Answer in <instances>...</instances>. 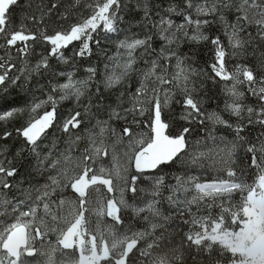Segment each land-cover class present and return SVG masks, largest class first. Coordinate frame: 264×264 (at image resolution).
<instances>
[{"label": "snow or ice", "instance_id": "6c2138e0", "mask_svg": "<svg viewBox=\"0 0 264 264\" xmlns=\"http://www.w3.org/2000/svg\"><path fill=\"white\" fill-rule=\"evenodd\" d=\"M74 3L78 4L79 0H74ZM185 3L188 9L195 8L197 16H219L220 22L224 25V33L228 37V44L233 49L230 55L247 54L246 46H250L254 41L264 44V0H204V3L199 5L194 4L193 0H185ZM13 6H20V0H0V49L4 50V55H0V93L5 94L9 87L25 88L34 74L39 75L49 70L50 57L66 61L62 49L67 48L73 41H81V47L76 55L90 54L89 42L94 40L92 34L96 33L101 25V30L105 33L118 30L116 22L121 18L118 14L123 8V0H95V3L88 4L92 9L89 17L83 18L67 29L56 30L53 34L46 33L45 17L53 14L57 9V3H52L51 7L38 6L39 18L35 14L29 15L26 11L18 26L12 20L10 9ZM22 7L31 9V0H27ZM144 7L147 16V6ZM226 12L234 13L232 22L225 18ZM60 15L62 18H67V13ZM25 20H31L38 25L36 32L27 27ZM159 23L167 24L168 28L173 26L171 20H165L163 17ZM202 23L207 24L209 21L194 19L191 14L185 13L184 24L177 26V31L190 40H208L209 37L200 31ZM187 25H195L192 36H189L185 30ZM253 26L255 35L249 32L246 37L241 36L248 27ZM161 31L167 29L161 28ZM162 38L169 44L176 39L175 34L171 38L167 36ZM38 40L47 42L51 48L47 56H42L34 66H29L28 57L32 54L33 45L28 42ZM152 43L151 35H145L142 39L121 41L119 48L124 49L126 59L123 62L115 61L111 74L105 77V88L115 87L135 71L137 49L147 52L152 48ZM211 44L215 53L214 63L211 64L214 78L232 82L230 86L226 84L224 88L225 93L233 98L231 102L225 103V111L241 119L246 111L247 124H233L216 112L202 111L201 103L194 99L192 90L188 87L194 70L185 67L183 59L177 56L175 51L165 52L163 49L160 59L170 62L175 56L177 70L169 75L167 63H160V59L152 61L149 69L143 73V82L132 97L131 107L123 111L119 107L110 109L106 120H96L93 126L96 131L83 130L86 136L76 134L73 130L81 129V125L85 123L84 117L92 115L89 86L96 75L95 69L87 70L91 74L87 80H74L73 75L68 74L66 82L52 87V92L59 91L58 99L49 94L46 100L34 102L29 107L30 118L27 124L15 130L17 135L23 138V147L15 153L13 159L7 160V167L4 163L6 157L0 159V196H5L0 200V210L7 212L10 207L12 212L19 213L14 222L0 229V264H39V261L29 259L37 256H46L45 264H56L55 253L62 250L79 252V257L73 261V264H102V262L133 264L132 257L135 256V252H139L140 256H147L150 254L148 250L158 246V241L163 239L164 232L157 236L156 230L166 231V226L172 219L157 207L160 204L157 197L162 196V189L166 185L164 176L158 174L156 170L174 161H184L185 158H190L193 163L210 159L213 164L225 166L228 176L234 177L236 172L231 168V164L237 149L241 147L252 154L251 166L259 170V175L253 183L235 180L195 183L194 187L198 194L191 200L180 201L176 193L184 188L185 182L177 176L176 184L167 186L171 194L166 199L176 208L178 216L183 217L185 212L191 216L190 220L184 221L185 223L198 226L199 230H190L186 234V240L189 249L195 246L198 253H207L203 264H264V140H260L259 143L248 142L242 135L247 125L264 126V52H261L257 58L259 75L253 68L240 64L230 72L226 68V49L220 37L212 38ZM13 49L20 58L19 67L13 62ZM237 49L239 51H236ZM148 81L154 86L150 87L146 83ZM165 84L182 86L183 99L176 101L183 107L180 116L182 120L187 121L189 125L193 123L204 125L206 120L213 124L211 129L203 128L202 139L196 140L194 144L188 139L193 131L191 127H184L176 136L167 134L170 125L162 119V114L173 103L174 93L171 89L165 90L161 87ZM240 84H246L251 95L258 98L259 110L238 103L244 96V93L237 88ZM99 91L98 88L97 92ZM86 95L89 96V103L81 105L84 108L83 113L75 111L60 125V130L67 134L66 149L55 156L51 150L43 155L39 151L38 141L57 122V103L74 97L79 104L81 98ZM45 105H51L50 110L44 111L42 115H32ZM22 111V109H9L0 112V121L6 122ZM145 112L151 113L149 122L145 124L149 133H136L127 126L128 116L131 115L132 124L138 125L140 121L136 117L143 116ZM120 120L125 121L126 125L122 129L111 123ZM217 124L232 129L235 138L229 141L225 137L217 136L214 127ZM11 135V132L6 131L0 136V140H6ZM261 135L264 136V133ZM82 139L87 140V145L80 151V155L76 156L73 152ZM109 140L110 143L106 142ZM117 144L125 145L122 158L115 151ZM201 145L208 148V151L195 150L196 146ZM7 151L6 146L0 145V157H4ZM25 152L35 158V164L31 167L37 173L49 169L55 170L56 173L49 175L42 188L35 189L38 195L31 203L27 200L6 197L7 191L19 189L21 186L22 181L16 177L20 174V166L27 159ZM103 157L111 158L112 168H107L102 163L97 165ZM130 169L141 175L154 173L151 177L153 199L148 201L145 207L130 204L124 197L125 191L135 196L136 181L141 178V175L135 174L129 177ZM144 178L149 177L144 176ZM96 185H103L108 193L119 191L118 199L98 197L101 201L100 207L95 210L98 217L106 216L114 222L107 228L108 236L111 238L110 243L100 231L99 223L93 229L85 215L89 211L86 205L91 203L89 189L92 188L96 193L100 192L99 188L93 187ZM66 190H70L74 197L63 196ZM236 191L240 193L238 202L232 200V194ZM53 196H56V199H53ZM206 197L209 198L207 201ZM22 205H27L25 210H21ZM192 205H196L197 213L203 206L209 210V214L199 216L192 213ZM213 206L220 208V213L215 218L210 212ZM127 209L132 210L134 217L147 212L149 215L144 219L149 222V229L146 231L129 229L131 234L119 233L115 225L124 224L121 211ZM53 236L54 241L51 239ZM146 237H152V242L147 243V248L142 250L138 248V244ZM38 241L39 246H37ZM193 259L196 264H201L195 257ZM154 264H171V262L167 257H161Z\"/></svg>", "mask_w": 264, "mask_h": 264}, {"label": "trees", "instance_id": "16d2710c", "mask_svg": "<svg viewBox=\"0 0 264 264\" xmlns=\"http://www.w3.org/2000/svg\"><path fill=\"white\" fill-rule=\"evenodd\" d=\"M57 3V9L54 10L53 14L45 17L46 23V33L53 34L56 30H63L69 28L72 24L80 22L83 18H87L92 14V9L88 7V4L95 3V0H79V3H74V0H31V9H24L22 6L27 3V0H20V6H13L10 11L12 13V20L18 26L21 22V18L24 16L25 12L29 15L35 14L39 18V7H51L52 3ZM196 5L203 4L204 0H193ZM140 5L139 7L137 5ZM175 11H172V9ZM147 6V16L145 15V7ZM61 13H67V18H62ZM189 13L194 19H199L201 21L207 19L209 23L201 24L200 31L209 37L208 40H190L184 37L179 31H177V26L184 24V14ZM120 19L116 22L117 31L107 35V39H102V25L101 28L97 29L96 33H93V41L89 42L91 49L90 54H85L84 56L76 55L81 47V41H73L67 48L62 49L64 56L67 61L61 62V60L56 57L49 58L50 69L45 70L42 74L33 75L31 80L28 82L25 88H15L9 87L7 94L0 93V112L7 111L9 109H22V113L18 114L16 117L4 122L0 121V136L4 132H11L12 135L6 140H0V145L6 146L8 151L5 152L4 159L5 166L7 167V160L14 158L15 153L19 151L23 145V138L18 136L16 129L25 126L30 118L28 109L33 104L32 101L38 98H45V95H53L57 99V92H52L53 85L59 84L58 82H66V77L70 72H73V77L76 80H87L91 75L87 70L93 68L96 70V75L92 78L89 86V93H91V116L84 117L85 123L81 125V129L73 130L76 134L81 136H86V132L83 130L94 129V125L97 119L106 120L108 118V113L110 109H115L119 107L121 111L125 108L131 107L132 97L136 90L140 87L141 82H143V73L146 72L151 66L152 61L160 59V53L163 49L165 52L175 51L176 55L181 57L184 61V66L194 70L190 76V81L188 87L191 91L194 99L199 101L202 105V111L206 113L216 112L223 119L228 120L230 123H243L247 124V113L246 111L242 114V119L232 115L230 112L225 111V103L231 102L232 97L227 95L224 91L225 85H231V81H221L218 77L214 78V73L212 72L211 64L214 63L215 53L214 46L211 44V39L217 36L220 37L222 44L226 49L225 63L228 71H234L238 64L245 65L253 68L257 74H260L258 68V57L261 52H264V44L254 41L250 46L247 47V54L243 56H232L233 49L228 44V37L224 33V25L220 22L219 16L209 15L207 17L197 16L195 8L188 9L185 0H123V8L119 12ZM225 18L232 22L234 19V13L226 12L224 13ZM165 20L172 21V27L168 28L167 24L160 25L161 18ZM24 23L27 27L36 32L38 25L31 20H25ZM161 28L168 29V33L161 31ZM195 25H187L185 30L188 32L189 36L194 34ZM252 33L255 35V27H248L246 32L241 33V36L246 37L247 33ZM175 34L176 39L173 43L169 44L162 37H173ZM145 35H151L153 37L152 48L147 52L143 49H137L135 55L137 57L136 64L134 65L135 71L130 73L125 77L121 83L117 84L113 88H105L104 81L106 75H109L113 68L115 67V61L119 60L123 62L126 59V53L124 49L119 48V44L125 38L136 39L144 38ZM99 36V37H98ZM94 41H99L98 43ZM29 44L33 45L32 54L28 57L29 66H34L42 56H47L51 45L44 41H29ZM255 49V54L253 50ZM236 51H239L237 49ZM143 53V55H142ZM0 55H4V50L0 49ZM13 62L19 67L20 58L15 50H12ZM160 63L168 64V73H174L177 69L175 67L176 57L173 56L170 62H166L160 59ZM63 71V73H62ZM150 87L152 85L151 81L146 82ZM163 89H171L174 93L173 103L170 108L165 109L162 114V119L169 123L170 127L167 130V134L176 136L178 135L184 127H191L193 129L191 136L188 137L190 143H193L202 139L203 128L207 127L211 129L213 124L211 121H205L204 125L193 123L188 124L187 121L180 118L183 107L181 103L176 101H182L184 92L182 86H174L173 84H165L161 86ZM99 88V92L97 89ZM238 90L244 93L243 98H241L238 103L248 107H253L259 110L260 102L257 97L251 95L248 91L246 84H240L237 86ZM22 96V98H21ZM26 96V97H25ZM74 97H69L63 101L57 103L56 106V123L53 127L49 128L43 135L40 141L39 151L46 155L50 150L53 155H58L60 152L64 151L67 147V134L60 130V125H62V118H67L70 114L75 111H80L83 113L84 108L81 105H86L89 103V96L82 97L79 104L76 101L74 103ZM51 105H45L44 110H42L41 115L44 111L50 110ZM146 117L137 116L136 118L140 123L132 124L131 115L128 116V125L136 133H149V129L145 127V124L149 122L151 113L145 112ZM118 129H122L125 125V121H112L111 122ZM215 134L217 136L225 137L227 140L231 141L235 138V132L232 129L226 128L223 125H215ZM264 126L259 124L247 125L244 128L242 135L247 138L248 142L259 143L260 140H264ZM259 138V139H258ZM128 138L126 137L125 140ZM110 143L111 141H106ZM209 146L211 142L209 141ZM87 145V140L82 139L78 142L76 149L73 154L76 156L80 155V151ZM55 146V147H54ZM125 145L117 144L115 151L123 157V150ZM196 151H208V148L201 146L195 147ZM183 155V153L181 154ZM27 157L25 163L20 166V174L16 179L22 181L19 189H12L6 192V197L8 199H20L27 200L31 203L35 200L38 192L36 188H42V186L47 182L49 175H55V170H45L43 172L37 173L32 165L35 164V158L29 156L25 152ZM252 154L247 153L244 147L238 148L235 156L233 158V163L231 168L236 172V176L229 177L225 166L221 164H213L210 159H204L200 163H193L190 158H185L184 161H174L171 164L162 165L160 169H157V173L164 176L165 185L162 189V196L157 197L160 200V204L157 207L160 208L161 212L166 216H171V221L167 224V230L162 229L156 230V235L159 236L161 232H164L163 239L158 241V246H154L153 249L148 250L149 255L140 256L139 252H135V256L132 257L133 264H151L148 263L151 259L152 264L161 257H167L171 264H196L194 257L203 264V261L207 258V253H198L195 246L191 249L188 247V242L186 240V234L190 230H199L198 226L191 223H185V220H190L191 216L185 212L183 217L178 216L176 208L171 206L167 197L171 194L167 186H173L176 184V177L179 176L183 179L184 188L187 189V193H182V190L176 193V197L180 201L191 200L195 195L192 194L193 187L195 183H208V182H218L221 180L225 181H243L245 183H253L257 176L259 175V170L251 166ZM218 159V158H217ZM102 163L107 168L113 167V162L110 157H103L102 160L98 161ZM16 166V165H13ZM141 175L134 172V169L129 170V177L131 175ZM154 173H146L141 175V178L136 181L137 192L135 196L129 191H125L124 197L129 200L135 206L144 205L145 200H152L151 195L153 182L144 178V176H149L150 178ZM191 178H195L192 180ZM115 183V181H114ZM94 188H99L100 192L96 193L92 188L89 189L91 193V203L88 204L91 209L85 213L86 217L90 220L91 226H97V221L95 219V208L100 206V200L98 197L103 198H116L119 196L117 191L113 193H108L103 185L93 186ZM191 194V195H190ZM60 195V193H57ZM65 197L73 198L74 194L70 190L64 191L62 194ZM232 200L238 202V196L232 194ZM5 196H0V200H3ZM56 199V196H53ZM209 198H205L207 201ZM86 205V207H88ZM183 207V205H181ZM27 205H22L21 210H25ZM192 213H196L199 216H205L209 214V210L205 207H201L200 211L197 213L196 205L191 207ZM212 217H217L220 213V208L218 206H213L210 210ZM19 213H14L11 208H8L7 212L0 210V229H3L7 225L14 222L15 218ZM121 215L124 219L123 225H115V228L119 233L128 232L131 234L129 229L134 231H146L149 229V222L144 219L145 216L149 215L147 212L141 213L140 216H133L132 210H122ZM104 222L109 225H113L114 222L103 217ZM104 224V223H103ZM93 227V228H94ZM53 240V239H52ZM152 242V237H146L141 240L138 244V248L145 250L147 248V243ZM37 246L39 244L37 243ZM217 247V246H214ZM75 250H62L55 253V260L75 256ZM72 256V257H71ZM179 257V259H177ZM40 256L29 258L37 260ZM43 257L39 260L46 261ZM43 261V262H44ZM145 261L147 263H145ZM45 264V263H43Z\"/></svg>", "mask_w": 264, "mask_h": 264}, {"label": "rangeland", "instance_id": "374dc122", "mask_svg": "<svg viewBox=\"0 0 264 264\" xmlns=\"http://www.w3.org/2000/svg\"><path fill=\"white\" fill-rule=\"evenodd\" d=\"M168 7L170 8L171 6H169L168 5ZM170 9H172V8H170ZM166 32V34L168 33V29H167V31H165ZM102 33V39L103 40H105V39H107L106 37H107V35L108 34H110V33H105V32H103V31H101L100 32V34ZM114 33V32H113ZM99 37V36H98ZM137 38H139V37H137ZM124 40H129L128 38H125ZM123 40V41H124ZM67 61V60H66ZM61 62H65V61H61ZM117 71H119V69H117ZM62 73H63V71H62ZM71 74H73V72H70ZM69 73V74H70ZM111 74V73H110ZM109 74V75H110ZM66 79H67V77H66ZM73 79L74 80H76L74 77H73ZM65 82V80L64 81H61V82H58L59 84H61V83H64ZM60 95V93H59V91H58V94H57V96H59ZM47 96L48 95H45L44 97L45 98H38V99H35V100H33L32 101V103H34V102H38V101H40V100H46L47 99ZM26 97V96H25ZM21 98H22V96H21ZM60 101H63V100H60ZM59 101V102H60ZM74 103H76V99H74ZM59 104V103H58ZM57 106V105H56ZM42 110H44V107H42L41 109H39L38 110V112L36 113V114H32V115H41V112H42ZM151 116V115H150ZM141 117H146L145 115H143V116H141ZM64 119L65 118H62L61 120L62 121H64ZM150 119V118H149ZM63 123V122H62ZM42 137H43V135H42ZM41 137V138H42ZM100 163H98L97 165H99ZM106 167H107V165H106ZM147 177H149V176H147ZM147 180H150L151 182H153V180L149 177V178H146ZM208 183H213V182H208ZM202 184H205V183H202ZM91 190V189H90ZM119 191H117V193H118ZM193 193L192 194H194L195 196L198 194L197 193V191H196V189H195V187H193V191H192ZM182 193H187V189L186 188H183V190H182ZM119 194V193H118ZM234 195H236V196H238V199H240V193L238 192V191H236V192H234L233 193ZM191 195V194H190ZM233 196V195H232ZM119 198V196L117 197V199ZM125 198H127L126 196H125ZM149 200H145V202L147 203ZM128 202L129 203H131L129 200H128ZM146 203L143 205H141V206H138V207H145L146 206ZM100 207V206H99ZM99 207H97V208H99ZM88 208H89V210L91 209V207L88 205ZM97 208H95L93 211H95ZM128 210H130V209H128ZM95 219L97 220V221H99V226H100V231L104 234V236H105V238L106 239H108L109 240V243L111 242V238L108 236V232H107V228H108V226H110L109 224H107L106 222H104V218L103 217H98L96 214H95ZM104 223V224H103ZM94 227V226H93ZM92 227V228H93ZM96 228V226L93 228V229H95ZM51 239H53V241L55 240V237L53 236V237H51ZM38 244H39V241L37 242ZM45 248H47V246H45ZM74 253H75V256H71L72 258H70V257H67V258H63L62 260H60V259H57L56 260V264H73V261H75L76 259H78V257H79V252L78 251H74ZM43 257H45V256H40V258L39 259H37V261H39L41 258H43ZM44 259H47V257L46 258H44ZM44 260H42V262H40L39 264H43V263H45V261L43 262ZM148 262V261H147ZM146 261H145V263H147ZM148 263H151L152 264V261H151V259L149 260V262ZM102 264H107V262H102Z\"/></svg>", "mask_w": 264, "mask_h": 264}]
</instances>
